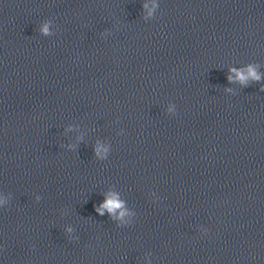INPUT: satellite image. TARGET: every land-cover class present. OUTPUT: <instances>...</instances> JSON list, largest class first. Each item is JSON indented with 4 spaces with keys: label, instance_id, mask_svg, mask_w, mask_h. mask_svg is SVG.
Masks as SVG:
<instances>
[{
    "label": "clouds",
    "instance_id": "obj_1",
    "mask_svg": "<svg viewBox=\"0 0 264 264\" xmlns=\"http://www.w3.org/2000/svg\"><path fill=\"white\" fill-rule=\"evenodd\" d=\"M44 31L45 32L47 31L46 27H45ZM233 71H235V69H233ZM237 78L241 81V83H244L249 78H251L253 80H259L260 76L255 72V70L252 67H249L247 70V74L237 73ZM229 79L231 80L232 78L229 77ZM104 207L109 208V210H113V209L120 207V205L113 199V200L107 201V203L104 205Z\"/></svg>",
    "mask_w": 264,
    "mask_h": 264
}]
</instances>
